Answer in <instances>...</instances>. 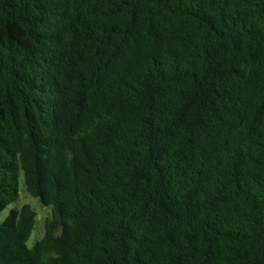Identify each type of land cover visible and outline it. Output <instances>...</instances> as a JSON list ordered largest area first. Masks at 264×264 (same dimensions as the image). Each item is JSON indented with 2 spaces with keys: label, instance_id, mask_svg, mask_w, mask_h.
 I'll list each match as a JSON object with an SVG mask.
<instances>
[{
  "label": "trees",
  "instance_id": "16d2710c",
  "mask_svg": "<svg viewBox=\"0 0 264 264\" xmlns=\"http://www.w3.org/2000/svg\"><path fill=\"white\" fill-rule=\"evenodd\" d=\"M0 264H264V0H0Z\"/></svg>",
  "mask_w": 264,
  "mask_h": 264
},
{
  "label": "rangeland",
  "instance_id": "374dc122",
  "mask_svg": "<svg viewBox=\"0 0 264 264\" xmlns=\"http://www.w3.org/2000/svg\"><path fill=\"white\" fill-rule=\"evenodd\" d=\"M20 195L19 199L9 206L4 212L0 213V223H2L12 209H20L23 205H30L37 213V221L28 240V246L31 248L41 240L45 235V223L52 217V207L45 206L38 198L32 197L25 189L23 174L20 175Z\"/></svg>",
  "mask_w": 264,
  "mask_h": 264
}]
</instances>
